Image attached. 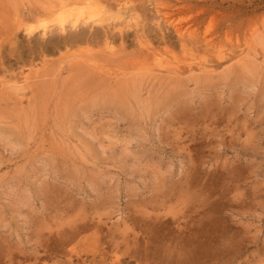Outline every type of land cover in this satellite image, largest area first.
<instances>
[{
    "label": "rangeland",
    "instance_id": "rangeland-1",
    "mask_svg": "<svg viewBox=\"0 0 264 264\" xmlns=\"http://www.w3.org/2000/svg\"><path fill=\"white\" fill-rule=\"evenodd\" d=\"M0 264H264V0H0Z\"/></svg>",
    "mask_w": 264,
    "mask_h": 264
}]
</instances>
